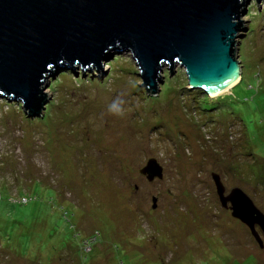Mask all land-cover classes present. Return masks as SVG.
Masks as SVG:
<instances>
[{
  "label": "rangeland",
  "instance_id": "obj_1",
  "mask_svg": "<svg viewBox=\"0 0 264 264\" xmlns=\"http://www.w3.org/2000/svg\"><path fill=\"white\" fill-rule=\"evenodd\" d=\"M241 20L230 93L191 87L179 64L148 91L111 50L102 72L55 70L38 113L0 96V264H264L212 176L264 212V0Z\"/></svg>",
  "mask_w": 264,
  "mask_h": 264
},
{
  "label": "water",
  "instance_id": "obj_2",
  "mask_svg": "<svg viewBox=\"0 0 264 264\" xmlns=\"http://www.w3.org/2000/svg\"><path fill=\"white\" fill-rule=\"evenodd\" d=\"M262 0H257L260 2ZM250 0H0V96L35 114L45 107L46 80L62 66L95 64L111 50L128 51L142 85L156 92L165 64L185 69L191 87L208 92L238 73V33ZM76 71V70H75ZM92 71V70H91ZM162 175L156 159L141 170ZM220 200L263 247L264 212L239 187ZM154 207H155V198ZM228 202L230 205L227 206Z\"/></svg>",
  "mask_w": 264,
  "mask_h": 264
},
{
  "label": "bare ground",
  "instance_id": "obj_3",
  "mask_svg": "<svg viewBox=\"0 0 264 264\" xmlns=\"http://www.w3.org/2000/svg\"><path fill=\"white\" fill-rule=\"evenodd\" d=\"M240 34V31L238 32ZM241 76L236 73L235 75L227 78L226 80L220 82L219 84L213 86V87H206L207 93H209L211 96H218L220 94L224 93H230L233 85L239 82Z\"/></svg>",
  "mask_w": 264,
  "mask_h": 264
}]
</instances>
